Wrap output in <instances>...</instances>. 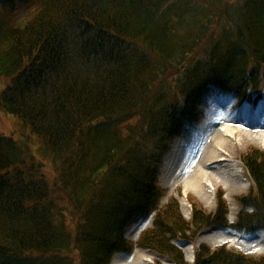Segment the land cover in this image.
<instances>
[{"label": "trees", "instance_id": "16d2710c", "mask_svg": "<svg viewBox=\"0 0 264 264\" xmlns=\"http://www.w3.org/2000/svg\"><path fill=\"white\" fill-rule=\"evenodd\" d=\"M0 81V109L25 132L0 134V264H110L134 248L126 227L153 213L140 245L175 264H264L205 244L187 262L173 241L227 226V204L219 195L212 213L190 197L185 221L158 185L209 94L264 82V0H0ZM244 161L256 192L231 226L253 233L264 152Z\"/></svg>", "mask_w": 264, "mask_h": 264}, {"label": "rangeland", "instance_id": "374dc122", "mask_svg": "<svg viewBox=\"0 0 264 264\" xmlns=\"http://www.w3.org/2000/svg\"><path fill=\"white\" fill-rule=\"evenodd\" d=\"M4 85L5 84L3 81H0V89L3 88ZM214 100L216 104H211L210 101H208V106L205 109L204 119L194 128L191 138L187 141L182 140L180 142L179 146L186 150L187 157L183 158L181 161H176L174 163V167H176L178 170H181L184 173V177H182L180 180H177V177L173 178L172 175L167 171L168 165L166 160L176 151V139L169 143L168 151H166L165 156H163L162 165L159 172L158 185L162 191H164V196L161 199V205H166L171 198H175L179 203V211L185 221H188L192 217L193 207L190 197L197 200L205 211L214 213L218 208V196H222L228 207V213L226 217H228V221L234 222L237 220L239 216L238 214L242 210L240 196L248 194L249 192L255 193L254 179L243 162V156L250 152V150L264 152V143H256L254 141H248L244 143L241 142V144L238 143L236 147L228 149L230 153V163L225 168H222L221 171L225 170L238 175L234 181L229 182L226 179L220 178L219 175L216 174L215 176L218 182L216 181L214 184L208 182L209 186L205 188L201 197L191 191V189L188 190L187 188L188 176L196 171L194 168H197L196 166L199 164V159L205 154V151L209 145L213 143L216 133L215 129L212 130L208 136H204L203 133L205 132L207 123H211L213 126L217 127V120L219 118L212 115L215 108L218 109L219 112L232 113L241 117L245 115V108H247L248 113L257 112L258 110H262L264 112V99L260 100L255 107H252L247 103L239 108V110L235 107L237 99L234 97L220 95L215 96ZM245 121H249V118L246 117ZM23 133L25 132L20 129L16 118L8 114L6 111L0 109V134H17L21 138H24ZM31 142L32 140L30 139L31 146H34ZM188 158H190L192 163L189 169L185 167ZM153 225L154 223L152 217L147 221H139L134 224H130L125 230L124 236L127 241H130V243L136 247V250L132 254L116 252L112 256L110 264H133L132 261L135 259H132V255L138 250L148 254L149 259L153 256L151 254H156L154 261L148 262V264L170 263V259L167 256L157 252L156 250L140 245L142 236L148 229L153 228ZM173 242L180 249H182L184 257L189 263L194 261V255L197 248L203 244L212 249L225 243L231 248L248 253L249 256L252 255L257 257L264 255V230L252 235L242 231H237L234 228L210 226L205 227L201 232H199L192 243L179 238L175 239ZM190 247H192L193 250L192 260H190ZM130 256L132 257L130 258Z\"/></svg>", "mask_w": 264, "mask_h": 264}, {"label": "bare ground", "instance_id": "6f19581e", "mask_svg": "<svg viewBox=\"0 0 264 264\" xmlns=\"http://www.w3.org/2000/svg\"><path fill=\"white\" fill-rule=\"evenodd\" d=\"M210 103H215L214 97L210 99ZM244 110H246L244 111L245 115L241 117L232 113L219 112L218 109L215 108L212 115L219 118L217 120V127L213 126L211 123H207L205 132L203 133L204 136H208L209 133L215 129L216 133L214 140L206 149L205 154L199 159V164L196 166L197 168H194L196 171H193L194 173L192 172L193 174L188 176V190L191 189V191L201 197L205 188L209 186L208 182L211 184H214L216 181L218 182L215 176L216 174L229 182L234 181L238 175L225 170L221 171L222 168H225L230 163V153L228 149L236 147L237 144H241V142L254 141L256 143H264V112L258 110L257 112L248 113L247 108ZM246 117L249 118V121H245ZM176 140V151L168 157L166 163L168 165V173L171 174L173 178L177 177V180H180L184 177V173L174 167V163L186 158L187 152L179 146L182 139ZM191 165V160L188 158L185 167L189 169ZM189 252L190 260H192V247H190ZM151 255L153 256L149 259L148 254L138 250L132 255L133 257L130 256V258L132 257V259H135L132 261L133 264H148V262L154 261L156 254ZM167 263L170 264L169 262Z\"/></svg>", "mask_w": 264, "mask_h": 264}]
</instances>
